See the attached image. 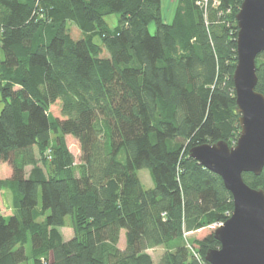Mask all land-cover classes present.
Wrapping results in <instances>:
<instances>
[{
    "label": "trees",
    "instance_id": "obj_1",
    "mask_svg": "<svg viewBox=\"0 0 264 264\" xmlns=\"http://www.w3.org/2000/svg\"><path fill=\"white\" fill-rule=\"evenodd\" d=\"M240 3L178 0L166 22L161 0H0V162L11 166L0 189L12 205L0 213V264L27 261L29 235L33 264H44L41 256L45 264H155L146 250L160 245L156 264H210L206 250L219 247L212 232L195 240L197 252L184 232L223 222L232 196L188 149L237 138ZM255 63L264 95V51ZM56 102L60 115L50 112ZM65 135L79 143L78 162ZM34 147L51 159L26 169L19 154ZM143 168L151 187L137 174ZM242 177L264 191V167ZM67 216L73 235L64 240Z\"/></svg>",
    "mask_w": 264,
    "mask_h": 264
},
{
    "label": "water",
    "instance_id": "obj_2",
    "mask_svg": "<svg viewBox=\"0 0 264 264\" xmlns=\"http://www.w3.org/2000/svg\"><path fill=\"white\" fill-rule=\"evenodd\" d=\"M236 64L232 73L239 133L224 140L192 145L188 156L222 179L232 196L230 215L212 234L219 247L207 249L210 264H264V191L249 186L242 173L264 167V95L255 89V58L264 51V0H241L235 13Z\"/></svg>",
    "mask_w": 264,
    "mask_h": 264
},
{
    "label": "rangeland",
    "instance_id": "obj_3",
    "mask_svg": "<svg viewBox=\"0 0 264 264\" xmlns=\"http://www.w3.org/2000/svg\"><path fill=\"white\" fill-rule=\"evenodd\" d=\"M173 1H174L173 5L170 7V9H167L166 6L164 5L166 3V0H161V2H164L163 3V10H162V18L166 22L171 21L172 16L175 12V8H176L178 0H173ZM105 19H106L108 25L110 27H113L118 22V14H116V13L109 14L105 17ZM148 28H149V31L151 33H153L155 30L154 23L153 22L149 23ZM67 29H68V34L73 39H78L83 35L82 31H80L72 21H67ZM94 41L100 43V40L97 36L94 37ZM101 55L102 56H108V52L105 49H103V52L101 53ZM1 105L2 104L0 103V107H1ZM50 112L53 115H60V104L58 102L54 103L50 107ZM63 139H64V143L67 147V150L69 151V153L73 157L74 162H78L79 156H80V148H79V143H78L77 139H75L71 135H65L63 137ZM234 144H232V145H234ZM51 154H52V151L49 149L44 150L40 154L38 149L36 147H34L32 149V153H30V155L27 154V156H26L24 153H20L19 154V162L24 163L26 169H29L33 164L42 165L43 163H42L41 159L50 160ZM32 161H35L36 163H32ZM10 173H11L10 164L8 162H0V178L3 179L6 177H9ZM137 174H138L142 184L144 185V187L148 188V187L152 186V180L150 178L148 169H146V168L139 169V170H137ZM0 213L5 215V216H8L12 213L11 194L6 189H0ZM41 220L42 219L39 218L37 221L40 222ZM216 227L217 226L213 222V223H209L205 226H202V227H200L194 231H190V232H186V233L184 232L185 244L187 245V247L189 249H191L194 252H197V246H196L195 240L202 238L203 236L207 235L210 232H213L214 228H216ZM58 232L60 233L62 239H64V240H67L70 237H72L73 225H72V220H71L70 216H67L65 218V223H64V225H62L58 228ZM119 246L120 247L124 246L123 231L120 234ZM24 247H25V252L28 256V259H27V261H25L21 264H33V260L31 258V256L33 254H32V249H31L32 245H31L30 235H29L28 240L25 243ZM164 250H165V248L162 245H160V246L149 248L146 251L148 254H150V256L153 259V262L156 264L158 262L160 255L164 252ZM41 261L45 264L47 262L46 257L41 256Z\"/></svg>",
    "mask_w": 264,
    "mask_h": 264
},
{
    "label": "built area",
    "instance_id": "obj_4",
    "mask_svg": "<svg viewBox=\"0 0 264 264\" xmlns=\"http://www.w3.org/2000/svg\"><path fill=\"white\" fill-rule=\"evenodd\" d=\"M208 0H196V3L204 8H206ZM213 3H217V0H213ZM222 222L215 223L216 226L220 225ZM186 233V232H185Z\"/></svg>",
    "mask_w": 264,
    "mask_h": 264
},
{
    "label": "crops",
    "instance_id": "obj_5",
    "mask_svg": "<svg viewBox=\"0 0 264 264\" xmlns=\"http://www.w3.org/2000/svg\"><path fill=\"white\" fill-rule=\"evenodd\" d=\"M163 3L161 2V9L163 10ZM174 1L173 0H166V3L164 4L167 9H170V7L173 5Z\"/></svg>",
    "mask_w": 264,
    "mask_h": 264
}]
</instances>
